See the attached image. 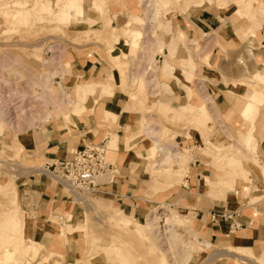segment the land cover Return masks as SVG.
Here are the masks:
<instances>
[{
	"label": "crops",
	"instance_id": "crops-1",
	"mask_svg": "<svg viewBox=\"0 0 264 264\" xmlns=\"http://www.w3.org/2000/svg\"><path fill=\"white\" fill-rule=\"evenodd\" d=\"M107 8L119 26L127 20L121 22L120 17L136 15L141 10V3L139 0H109ZM192 8L185 14L177 12L172 19L162 16L165 21L161 19L159 22V27L168 32L161 40L163 54H155L159 58V82L166 86H160L161 92L156 94H161L159 99L162 102L174 107L209 101L229 137L240 139L239 149L248 151L249 143L250 149L253 148L252 153H245L249 159L245 156L242 161L240 157L244 168L251 173L250 177L247 180L237 177L234 191L223 186V173L214 169L210 157L200 152V147L206 146L204 133L191 127L183 129L176 138L180 148L191 149L187 156L189 174L184 183L180 187L181 184L176 183L177 187L171 191L153 192L154 182L146 171L152 166L148 154L155 142L154 136L142 131L139 123L144 115L128 104L120 88L121 77L113 71L107 56L99 47L87 43L66 51L65 56L72 57L73 66L57 81L72 97L85 99L81 105L76 102L78 113H71L69 120L60 116L22 132L13 128L10 132H0V151L12 145L11 150L22 151L25 162L21 168L8 169L6 174L0 172V238L5 236L1 229L5 218L15 226L21 221L15 204L10 212L4 208L16 198L23 211V235L20 236V230L13 227L6 231L9 241L15 243L17 238L24 237L37 248L41 243L45 250L62 255L69 263L81 258L87 246L76 232L67 233V228L69 222L77 224L81 221L82 214L76 211L74 201L59 192L50 176L34 169L49 160L69 158L73 148L86 143H98L107 138L109 143L112 132L117 148H110L109 159L116 162L120 171L112 181L100 182V179L95 195L138 221L147 216L148 203L152 201H171L173 206H178L182 214L177 212L188 218L192 237L199 242L187 264H264V110L253 118H246L243 105L238 102V97L246 98L250 92L247 82H253L252 74L260 66L259 58L263 52H259L260 46H257L252 47V55L248 53L243 40L235 32L239 28L237 22L230 24V18L223 20L226 12L220 10L216 13L201 6L200 11H192ZM90 18L101 20L98 13ZM241 23L245 25L251 21L242 19ZM259 31L252 39L264 44V19ZM195 40L211 55L209 64L200 62L199 56L193 55L199 70L189 80L182 60L189 56L186 43ZM166 58L174 66L172 76L162 70ZM141 68L147 71L146 65ZM89 84L97 85V88L95 90L93 86V91L89 89L85 93ZM109 85L112 86L111 92H108ZM79 87L81 93L78 94ZM186 87L197 89L198 94L191 92L189 96ZM250 120L251 126L247 122ZM3 190L8 192L4 194ZM69 215L72 219L68 218ZM14 245L11 246L14 248ZM4 247L0 241V248Z\"/></svg>",
	"mask_w": 264,
	"mask_h": 264
},
{
	"label": "rangeland",
	"instance_id": "rangeland-1",
	"mask_svg": "<svg viewBox=\"0 0 264 264\" xmlns=\"http://www.w3.org/2000/svg\"><path fill=\"white\" fill-rule=\"evenodd\" d=\"M100 1L0 0V89L4 90L6 95L9 94L4 100L7 99L9 103L11 102L10 105L13 106L14 104V107L19 105L20 99H25V101H22L23 108L34 105L32 106L34 111L31 113L28 111L26 114L22 113L23 110L19 111L21 107L13 113L14 107H12V110L7 106L3 107L5 103L2 101L3 99H0V132H10L12 128L16 132H22L31 127L36 128L53 118L64 116L69 120L71 113L77 114L78 105L76 102L81 105L85 99L72 97L57 81L73 66L72 57L66 58L65 56L66 51L90 43L99 47L101 52L107 56L113 71L119 73L117 74L121 77L120 88L125 93L128 104L138 108L137 110L144 115L143 121L139 123L143 128L142 131H146L144 127L150 124L154 129L151 135L155 137V142L148 154L151 157L149 159L152 161V166L151 169L146 171L149 179L154 182L153 192L158 190L171 191L173 187H177L176 183L181 184L179 187L184 183L185 176L189 174L187 173L189 162L187 156L191 149L187 147L180 148L181 145L178 144L176 138L183 129L191 127L204 133L206 146L200 147V152L209 156L211 166L223 173L222 185L234 191L236 178L240 177L247 180L251 173L248 174L249 176L241 175L238 167L231 166L225 157L235 155L239 159L241 157L243 161L245 156L249 159L245 153H252L253 148L250 149L249 143V149H247L249 152L243 149V153L239 149L241 148L240 139L236 136L229 137L230 134L223 127L216 114V109L209 101H204L199 105L191 104L195 108L198 106L196 109L191 110L186 109L190 106L189 104L185 103L174 107L159 99L161 94L156 93L161 92L160 86H166V84L162 85L159 82L157 73L160 68L159 63H157L159 58L157 59L155 54H163L164 47L161 40H164L165 35L168 34L164 27H159V22L165 21L162 16L166 14L164 13L166 1H169V12L165 17L170 19L177 12L180 14L187 13L193 6L192 11H200L203 7L212 9L216 13L222 10L226 12L223 20L230 18L228 21L230 24L237 22L236 25L239 28L236 25H233V27L237 28L235 32L243 40L248 53L252 55V47L257 46H260L259 52H263L259 58V64L263 63V65L257 67V70L252 74L253 82H247L250 92L246 95V98L238 97V102L242 104L244 99H250L255 88L264 93V81L255 76L260 73L264 77V44H259L252 39L260 32L262 19H264V0H177V2L176 0H139L141 10L136 15H130L129 18L120 17L121 22L127 20L119 26L110 15L109 7L105 8L104 15L97 9V3H100ZM70 3L74 4L70 5ZM93 5L96 9L92 8ZM239 5L242 8L241 15L234 13ZM200 6L201 8H199ZM159 10L161 14L157 15L156 12ZM23 12L24 14H22ZM96 13L100 15L101 20L90 18L96 16ZM25 14L27 15L24 20ZM67 15H69L68 18H66ZM62 16H65L64 19H62ZM159 16H161L160 19H157ZM109 18L112 20L111 25L104 24ZM242 19L251 21L252 24L242 25ZM85 22L89 24H85ZM112 27H116L117 30L114 31ZM126 28L141 30L143 37L140 39L133 34L126 35ZM85 29L87 30L82 32ZM135 39L139 40L138 47L132 46ZM158 46L163 48L162 52L158 51ZM176 48L177 45L173 48L174 51ZM186 48L189 51V56L182 60L183 69L187 79L192 80L193 74L196 70H199V64L193 55H198L200 62L209 64L211 54L208 50H203L204 47L198 40L186 43ZM68 60L71 62H68ZM241 62L244 61L241 60ZM144 65H146L147 71L141 68ZM162 70L168 76L173 74L174 66L167 58L164 60ZM46 85L55 92L61 105L51 111L41 112L39 110L42 107L40 101L45 99ZM93 86L96 90L97 85L89 84L88 88L85 89V93L89 89L93 91ZM156 86L158 88H155ZM165 88L171 90L169 87ZM110 89L112 90V86L109 85L108 92ZM186 89L189 96L191 92L198 94L197 89L188 87ZM80 91L81 87H79L78 94L81 93ZM203 104L207 106V115L199 120L195 115L200 113L198 108ZM166 105L169 106L168 109ZM255 107L252 118L256 113L263 112L264 103L255 104ZM4 109L8 110L5 111ZM239 111L242 114L241 110ZM11 116L13 117L12 120H6ZM32 116H36L33 118V121H35L33 125L29 122L32 121L30 119ZM258 116L260 115L258 114ZM247 122L251 126V120ZM253 124L255 125V120ZM156 126H159V129ZM110 136L109 147L117 148L114 141L116 138L112 132ZM156 140H158V143ZM242 145L245 146V143ZM11 147L12 145H9L0 151V172L4 171L5 174L8 169L21 168L20 165L25 163L21 154L22 151L16 148L11 150ZM169 150L175 156L167 161V157L170 155V153L167 154ZM178 156H181V158L179 159ZM149 159H147L148 162ZM253 160L257 163L255 158ZM241 164L244 167L242 162ZM100 179V182L109 180L107 176H102ZM3 192L6 194L8 191L3 190ZM84 200L86 201H74L77 205L76 211L83 216L81 221L77 224L69 222L67 228V233L76 232L75 234L80 236L82 242L87 246L86 252L81 258L69 263L62 255L45 250L41 243L33 240L39 243L38 254L34 257V255L25 254L18 247L17 242H8L9 238L6 237L8 235L6 231L9 232L13 227L20 230L18 231L20 236L23 235V211L15 198L4 208H7V212H10L14 204L17 206L21 216L20 227L7 222L5 218L4 224L1 226L5 236L0 238L5 246L12 245V243L16 244L14 248L11 245L8 246L10 249L16 248L15 260L13 259V262L12 259L6 261L5 258L0 257V264H187L192 255L185 262L179 250L182 251L184 247L191 244L195 247L199 244L198 241L196 242V238L192 237L188 218L182 217L180 215L182 211L178 206H173L171 201L159 200L148 203L147 216L138 221L125 212H119L120 209L115 210L112 208L101 196L87 195ZM176 203L179 206L182 205L181 202L176 201ZM175 214L183 218V224L176 223ZM164 215L165 217H171L173 220L168 222L166 228H176L179 232L189 230V233L187 232L186 236L183 237V244H180V248H175L171 243V232L167 229L164 231V226L161 227L162 229L157 226V232L154 227L148 226V222L154 223L155 226L164 225L165 220L163 222L162 219L156 218ZM68 218L72 219L70 215ZM125 218H129L135 223ZM64 233L65 231L62 230V234ZM20 240H22L23 246L30 245V240H26L24 237H20ZM44 250L45 252H43ZM0 251V253H4L5 249L0 248Z\"/></svg>",
	"mask_w": 264,
	"mask_h": 264
},
{
	"label": "bare ground",
	"instance_id": "bare-ground-1",
	"mask_svg": "<svg viewBox=\"0 0 264 264\" xmlns=\"http://www.w3.org/2000/svg\"><path fill=\"white\" fill-rule=\"evenodd\" d=\"M97 1H99V0H97ZM175 1V0H174ZM176 2H177V0H176ZM168 3H169V1H166L165 2V10H164V13H168L169 12V10H168ZM74 3H70V5H73ZM93 4V3H92ZM91 4V5H92ZM98 5L96 6L97 7V9L101 12V13H103V15H104V13L106 12L105 11V8L107 7V5H108V0H101L100 1V3H97ZM151 5V4H150ZM94 7V5L92 6V8ZM149 7V6H148ZM95 8V7H94ZM32 9V8H31ZM96 9V8H95ZM27 10V9H26ZM182 10V9H181ZM98 11V12H99ZM24 12H25V10H24ZM24 12L22 13V14H24ZM157 13V15H159V14H161V11L159 10L158 12H156ZM163 13V12H162ZM235 14H238V15H241L242 14V8H241V6L239 5L238 6V8L237 9H235V12H234ZM246 13V12H245ZM248 13V12H247ZM19 14V13H18ZM166 14L164 15V16H166ZM26 15L27 14H25L24 15V20H25V18H26ZM154 15H156V14H154ZM68 16L69 15H67L66 16V18H68ZM64 17L65 16H62V19H64ZM155 17V16H154ZM22 22V21H21ZM111 23H112V20H111V18H109V19H107L106 20V22H104V24H107V25H111ZM104 24H103V26H104ZM113 28V30L115 31V30H117V28L116 27H112ZM125 34L126 35H128V34H133V35H136L138 38H140L141 39V37H143V32L141 31V30H134V29H131V28H126L125 29ZM137 38V39H138ZM137 39H135V41H134V43H133V45L132 46H134V47H138L139 46V40H137ZM127 43V42H126ZM158 51H160V52H162V47L161 46H158ZM119 57V56H118ZM118 57H115V58H118ZM50 60V59H49ZM118 60V59H117ZM3 61V60H2ZM10 61V60H9ZM1 63V62H0ZM7 63V62H6ZM194 63V62H193ZM261 65H263V63L262 64H260V66ZM255 76H257V78H259L260 80H262V81H264V77L260 74V73H258V74H256ZM254 76V77H255ZM1 77V76H0ZM5 88V87H4ZM3 88V89H4ZM1 91H0V99H3L2 101H3V103H5V105L3 104V107L5 106H7V108H11V110H12V107H14V104H13V106L12 105H10V103L8 102V100L7 99H5L4 100V98L5 97H7L8 95H6V92L4 91V90H2V89H0ZM44 100H42L41 99V101H40V104L42 103V107H41V109H39L41 112L42 111H46V110H52V109H55L56 107H60V102H59V100H58V97H57V95L55 94V92H53L51 89H49L48 88V86L46 85L45 86V92H44ZM22 101H25V99H20V102L18 103L19 105H17L16 107H14V109L12 110V112L14 113L15 111H18V108H20L21 107V109H19V111L20 110H23V112L22 113H31L32 111H34V108L32 107V106H34V105H32V106H30L29 108H23V106H22ZM264 103V93H263V91H261V90H259V89H257V88H255L254 89V92L251 94V96H250V99L249 100H243L242 101V105H243V112H244V115L248 118V117H250V116H252L253 115V112H254V108H256L255 107V104H263ZM2 106V105H1ZM167 107H169V106H167L166 105V108ZM198 106H196V108H197ZM258 107V106H257ZM196 109L194 106H192V105H190L189 107H186V109ZM15 109H17V110H15ZM168 109V108H167ZM166 109V110H167ZM5 110V109H4ZM8 110V109H7ZM7 110H5V111H7ZM10 110V111H11ZM198 110L200 111V113L199 114H196L195 115V117L196 118H199V120L202 118V117H205V115H207V106L205 105V104H203L202 106H200L199 108H198ZM28 111V112H27ZM11 113V112H10ZM34 117H36V116H34ZM33 116L32 117H30V119L32 120V121H29L30 122V124L31 125H33L34 123H35V121H33L34 118ZM12 116L11 117H8L6 120H8L9 119V121H10V119L12 120ZM28 118V117H27ZM140 125V124H139ZM254 126V125H253ZM252 126V127H253ZM145 129H146V132L148 133V134H151L152 132H153V127H152V125L150 124V125H146V127H144ZM253 132V131H252ZM153 138H155V137H153ZM108 139V138H107ZM154 141H155V139H154ZM158 140H156V142H157ZM158 143V142H157ZM169 149V148H168ZM170 153V155H168V157H167V161L168 160H170V158H173L174 156H175V154L171 151V150H169V151H167V154H169ZM179 154V153H178ZM225 157V156H224ZM178 158L180 159L181 158V156H178ZM219 158V157H218ZM225 158H227V160H228V163H230L231 164V166H236V167H238V169H239V172H240V174L242 175L243 174V176H245V175H247V176H249L250 175V173L244 168V167H242V164H241V160L237 157V156H234V155H228L227 157H225ZM229 164V165H230ZM263 168V170H264V167H262ZM34 171H37V172H43V173H45V171H44V168H42V167H40V168H35L34 169ZM249 174V175H248ZM238 176V175H237ZM82 201H86V200H81V202ZM166 214V213H165ZM170 214V213H169ZM168 214V215H169ZM175 216V220L177 221L176 223H181V224H183L184 223V220L179 216V215H177V214H175L174 215ZM157 219H162V221L164 222V220H165V224L163 225V224H161V225H154V223H151V222H148V226H151V227H154V228H152V229H154L156 232L158 231V230H156V228H157V226L159 227V228H161L162 226H164L165 227V229H164V231L167 229V231H169V232H171V235H170V237H171V243L174 245V247L175 248H180V244H183V237L184 236H186V234H187V232L189 233V230L188 231H185V232H179V231H177L176 230V228H172V227H170V228H166V226L169 224L168 222L171 220V221H173L172 220V218L171 217H165V215L164 216H158V217H156ZM162 223V222H161ZM172 223V222H171ZM187 228V227H186ZM162 229V228H161ZM163 231V230H162ZM162 233V232H161ZM8 242H9V240H8ZM16 242H17V244H18V247L25 253V254H31V255H34V257H35V255L36 254H38V251H39V249L36 247V246H34V245H26V246H23V243H22V240H20V238H17L16 239ZM197 242V241H196ZM9 245H7L6 247H4V249H5V251H4V253L2 252V253H0V257H2V258H5L6 259V261L7 260H10V259H12V262H13V259L15 260V255H16V248L15 249H10L9 247H8ZM184 246V245H183ZM17 247V246H16ZM195 245H193V244H191V245H189V246H187V247H184L183 249H182V251H180L179 250V252L182 254V256L184 257V261L185 262H187V260H188V258H190V256L192 255V253H193V251L195 250ZM5 262V261H4Z\"/></svg>",
	"mask_w": 264,
	"mask_h": 264
},
{
	"label": "built area",
	"instance_id": "built-area-1",
	"mask_svg": "<svg viewBox=\"0 0 264 264\" xmlns=\"http://www.w3.org/2000/svg\"><path fill=\"white\" fill-rule=\"evenodd\" d=\"M109 152L107 139L86 143L71 150V157L49 160L43 168L58 185L59 192H64L72 201H81L95 194L102 176L112 181L119 173V166L109 159Z\"/></svg>",
	"mask_w": 264,
	"mask_h": 264
}]
</instances>
